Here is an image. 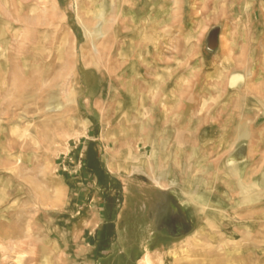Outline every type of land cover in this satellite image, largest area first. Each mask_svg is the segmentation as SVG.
<instances>
[{
    "label": "rangeland",
    "instance_id": "374dc122",
    "mask_svg": "<svg viewBox=\"0 0 264 264\" xmlns=\"http://www.w3.org/2000/svg\"><path fill=\"white\" fill-rule=\"evenodd\" d=\"M146 256L264 264V0H0V264Z\"/></svg>",
    "mask_w": 264,
    "mask_h": 264
},
{
    "label": "flooded vegetation",
    "instance_id": "af4514ba",
    "mask_svg": "<svg viewBox=\"0 0 264 264\" xmlns=\"http://www.w3.org/2000/svg\"><path fill=\"white\" fill-rule=\"evenodd\" d=\"M156 215L157 235L155 242L167 244L170 241L179 240L190 232V225L182 217V213L176 214L174 206L166 197Z\"/></svg>",
    "mask_w": 264,
    "mask_h": 264
},
{
    "label": "crops",
    "instance_id": "0c3cea01",
    "mask_svg": "<svg viewBox=\"0 0 264 264\" xmlns=\"http://www.w3.org/2000/svg\"><path fill=\"white\" fill-rule=\"evenodd\" d=\"M191 113H194V112H192L191 111ZM254 130V129H253ZM176 131V135H178V133H177V130H175ZM164 133H166V132H164ZM173 133H174V130H173ZM240 139L241 138H239V139H236L235 140V147H236V149L239 147V146H241L242 145V142H240ZM251 140V139H250ZM176 142V141H175ZM167 144H169V143H167ZM247 145H248V150H249V152H251V150H254V143L253 142H248L247 143ZM252 161H253V159L250 157V154H248L247 155V158H246V161L244 162V161H241V162H239V163H237V164H235V166H229L228 165V161H227V158H225V160L223 161V164H222V166H221V168H222V170H223V172H220L218 175H212V176H208V178H211V179H207L206 181V183H213V182H215L216 180L214 179V178H229L228 177V175H227V173H228V170H235V175H236V178H243V174H244V170H245V168H246V166H250V164L252 163ZM217 161L216 160H214L212 163H211V165L213 166L215 163H216ZM191 167H192V165H191ZM196 167V164H195V166H193V168H195ZM220 167V166H219ZM193 178H202V177H200V176H194ZM195 181H197L196 179H195ZM194 181V182H195ZM217 182V181H216ZM178 208H179V206H178ZM100 225H103V221H100L98 224H97V228L100 226Z\"/></svg>",
    "mask_w": 264,
    "mask_h": 264
},
{
    "label": "water",
    "instance_id": "95a60500",
    "mask_svg": "<svg viewBox=\"0 0 264 264\" xmlns=\"http://www.w3.org/2000/svg\"><path fill=\"white\" fill-rule=\"evenodd\" d=\"M219 29L214 30L210 33L209 37H208V46L210 49L216 50L219 46ZM169 201H171V203L174 206V211L176 212V214H181L177 204H175V202L173 200H171V197H169ZM182 217L185 220V217L182 215Z\"/></svg>",
    "mask_w": 264,
    "mask_h": 264
},
{
    "label": "bare ground",
    "instance_id": "6f19581e",
    "mask_svg": "<svg viewBox=\"0 0 264 264\" xmlns=\"http://www.w3.org/2000/svg\"><path fill=\"white\" fill-rule=\"evenodd\" d=\"M100 36H104L103 30L98 32ZM210 49V48H209ZM211 51L213 49H210ZM142 264H150V258L149 256H146L142 262Z\"/></svg>",
    "mask_w": 264,
    "mask_h": 264
},
{
    "label": "trees",
    "instance_id": "16d2710c",
    "mask_svg": "<svg viewBox=\"0 0 264 264\" xmlns=\"http://www.w3.org/2000/svg\"><path fill=\"white\" fill-rule=\"evenodd\" d=\"M59 3H60L61 6H63V0H59ZM102 227H103V226H101V227L97 230V233H96V235H95V239H96V237L98 236V233H100L101 230L103 229ZM105 240H106V238H103V239H101V240H99V241L104 242Z\"/></svg>",
    "mask_w": 264,
    "mask_h": 264
}]
</instances>
